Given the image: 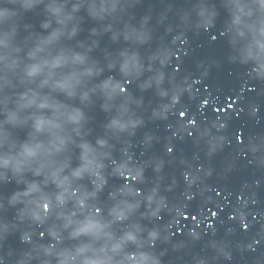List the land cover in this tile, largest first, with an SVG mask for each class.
<instances>
[{"label":"water","instance_id":"water-1","mask_svg":"<svg viewBox=\"0 0 264 264\" xmlns=\"http://www.w3.org/2000/svg\"><path fill=\"white\" fill-rule=\"evenodd\" d=\"M0 264H264V0H0Z\"/></svg>","mask_w":264,"mask_h":264}]
</instances>
